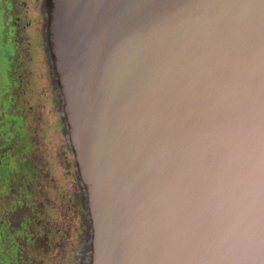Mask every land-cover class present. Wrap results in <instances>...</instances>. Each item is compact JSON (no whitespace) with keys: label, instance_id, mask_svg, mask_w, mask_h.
Returning <instances> with one entry per match:
<instances>
[{"label":"water","instance_id":"95a60500","mask_svg":"<svg viewBox=\"0 0 264 264\" xmlns=\"http://www.w3.org/2000/svg\"><path fill=\"white\" fill-rule=\"evenodd\" d=\"M41 10L91 264H264V0Z\"/></svg>","mask_w":264,"mask_h":264},{"label":"rangeland","instance_id":"374dc122","mask_svg":"<svg viewBox=\"0 0 264 264\" xmlns=\"http://www.w3.org/2000/svg\"><path fill=\"white\" fill-rule=\"evenodd\" d=\"M41 1L0 0V222L7 213L13 223L0 229V264H47L44 233L53 229L55 215L49 194L57 188L72 195L76 184L71 155L66 147L56 149L57 139L66 143L57 105L63 86L46 50L43 28L50 17ZM76 208L72 248L59 264L93 261L89 246L83 251V214ZM77 250L83 253L78 261Z\"/></svg>","mask_w":264,"mask_h":264},{"label":"flooded vegetation","instance_id":"af4514ba","mask_svg":"<svg viewBox=\"0 0 264 264\" xmlns=\"http://www.w3.org/2000/svg\"><path fill=\"white\" fill-rule=\"evenodd\" d=\"M58 148L60 149V151H62V145L59 143V140L57 139L56 149ZM73 180H74L73 177L71 179H68V181H73ZM74 185L75 184H73L72 182L71 185L72 195H67L62 190L59 189L57 190V188L55 189V192L52 191L54 195L49 194V197L54 200L52 205L53 207H55V215H54L53 229L49 233H44V235L47 237L46 241L48 242L47 245L50 251L47 255L49 258H47L45 254L46 259H48L47 264H59L61 258L65 259V255L69 254L68 250L72 248L73 238L75 234L74 228L78 227V224L76 222L77 214H78L76 208L77 206H75V204H73L72 201L74 199L73 197ZM4 216L6 217L7 213H4ZM4 216L0 222V229L3 223H7L8 225H10V227L11 226L13 227V223L11 219L7 220ZM37 221H39V219ZM37 237L38 236L34 237L35 238L34 242L37 241ZM28 240L33 241L31 237H29ZM52 255L53 257L51 258Z\"/></svg>","mask_w":264,"mask_h":264},{"label":"trees","instance_id":"16d2710c","mask_svg":"<svg viewBox=\"0 0 264 264\" xmlns=\"http://www.w3.org/2000/svg\"><path fill=\"white\" fill-rule=\"evenodd\" d=\"M65 147V145L64 144H62V149H65L64 148ZM73 197H74V203L73 204H75V206H77V207H80V203H79V200H78V198H77V193L75 192V190L73 191Z\"/></svg>","mask_w":264,"mask_h":264}]
</instances>
